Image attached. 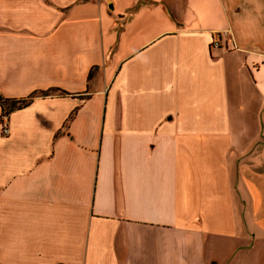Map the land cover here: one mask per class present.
<instances>
[{
    "label": "crops",
    "instance_id": "0c3cea01",
    "mask_svg": "<svg viewBox=\"0 0 264 264\" xmlns=\"http://www.w3.org/2000/svg\"><path fill=\"white\" fill-rule=\"evenodd\" d=\"M29 97L0 264H264V0H0V98Z\"/></svg>",
    "mask_w": 264,
    "mask_h": 264
},
{
    "label": "built area",
    "instance_id": "2783aa9c",
    "mask_svg": "<svg viewBox=\"0 0 264 264\" xmlns=\"http://www.w3.org/2000/svg\"><path fill=\"white\" fill-rule=\"evenodd\" d=\"M221 35L222 36L231 37L229 29H225V30H223V31H221V32H219V33H217L215 35V37L213 38V40L210 43L211 47L216 48V47L220 46V37H221ZM7 116H8V112H4L3 111V114L1 116V122H2V133L4 135L8 134V124H7L8 117Z\"/></svg>",
    "mask_w": 264,
    "mask_h": 264
},
{
    "label": "trees",
    "instance_id": "16d2710c",
    "mask_svg": "<svg viewBox=\"0 0 264 264\" xmlns=\"http://www.w3.org/2000/svg\"><path fill=\"white\" fill-rule=\"evenodd\" d=\"M31 97L27 98V99H20V100H8L5 98H0V102H1V107L3 109L4 112H9L15 108H20L26 104L29 103Z\"/></svg>",
    "mask_w": 264,
    "mask_h": 264
}]
</instances>
